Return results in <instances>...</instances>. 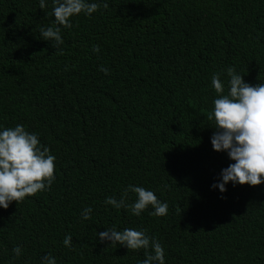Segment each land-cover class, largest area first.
I'll list each match as a JSON object with an SVG mask.
<instances>
[{"label": "trees", "instance_id": "obj_1", "mask_svg": "<svg viewBox=\"0 0 264 264\" xmlns=\"http://www.w3.org/2000/svg\"><path fill=\"white\" fill-rule=\"evenodd\" d=\"M88 2L99 10L69 29L53 0H0V131L21 124L56 157L50 190L0 207V264H42L47 253L57 264H140L144 249L100 241L113 226L146 230L165 264H264V183L212 187L235 161L213 149L207 119L214 73L226 92L229 67L264 83V0ZM52 26L58 48L40 34ZM129 185L153 191L168 214L105 204Z\"/></svg>", "mask_w": 264, "mask_h": 264}, {"label": "clouds", "instance_id": "obj_2", "mask_svg": "<svg viewBox=\"0 0 264 264\" xmlns=\"http://www.w3.org/2000/svg\"><path fill=\"white\" fill-rule=\"evenodd\" d=\"M46 0H40V8L46 7ZM108 8L107 2L103 5ZM100 4L88 0H53V15L56 25L72 28L71 18L84 13L91 15L98 11ZM41 28L40 34L45 40H50L55 48L64 43L61 27ZM99 46H93L94 52H99ZM106 75L109 69L101 67ZM230 77L228 90L221 79V73H214L211 85L218 95L214 99V108L207 113L208 120H215V131L211 137L213 149L227 151L235 163L230 164L221 172L222 179L212 185L221 192L227 189L228 182L257 186L264 183V83L252 85L246 82L243 75L234 67L226 69ZM56 157L47 146L41 144L38 134L29 132L21 124L4 128L0 131V207L7 209L15 201L22 202L26 197L38 192L50 190L55 181L54 175ZM136 194L134 203L128 204V193ZM105 204L117 210L130 209L139 216L149 206L154 216L168 214L169 205L162 202L157 195L142 186L129 185L121 194L120 199L107 197ZM92 208H85L82 219H91ZM101 242L125 246L128 250H145L146 258L140 264H165L164 248L158 240L147 235L144 229L125 228L118 231L115 226L98 233ZM66 247L72 246L71 234H66L63 240ZM152 251L149 252L148 249ZM16 257L22 249L16 246L12 249ZM42 264H57L56 258L47 253L42 258Z\"/></svg>", "mask_w": 264, "mask_h": 264}]
</instances>
